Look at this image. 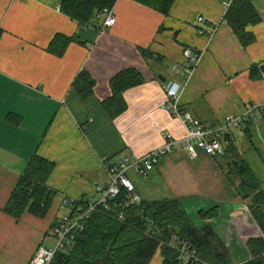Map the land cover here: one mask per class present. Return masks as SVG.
I'll use <instances>...</instances> for the list:
<instances>
[{"label": "crops", "instance_id": "obj_1", "mask_svg": "<svg viewBox=\"0 0 264 264\" xmlns=\"http://www.w3.org/2000/svg\"><path fill=\"white\" fill-rule=\"evenodd\" d=\"M224 1L175 0L165 17L116 0V24L97 34L62 14L61 0H0V264H28L40 245H52V225L68 213L61 196L98 199L96 189L107 184L100 158L143 156L163 145L165 133L185 137L182 123L164 109L170 83L184 86L181 109L206 127L264 104V0H249L257 20L244 28L249 44L226 21ZM56 35L71 39L60 57L48 51ZM187 50L199 61L185 83L179 64ZM127 69L142 82L122 93L125 110L111 118L104 110L110 83ZM82 71L94 81L87 98L73 88ZM231 135V157L198 152L192 160L179 145L146 178L128 179L143 202L177 200L194 227H210L232 262L242 264L251 258L247 241L260 232L251 199L240 197L227 165L234 155L243 160L264 192V109ZM34 155L53 164L46 186L54 197L43 218L28 212L13 218L4 208ZM209 211L213 217L199 218ZM161 261L156 252L149 264Z\"/></svg>", "mask_w": 264, "mask_h": 264}, {"label": "trees", "instance_id": "obj_2", "mask_svg": "<svg viewBox=\"0 0 264 264\" xmlns=\"http://www.w3.org/2000/svg\"><path fill=\"white\" fill-rule=\"evenodd\" d=\"M163 16H168L175 0H134ZM116 0H61L62 14L82 27L97 28L102 21L98 17L103 10H111ZM234 34L249 44L253 38L244 33L248 23H255L256 14L249 0H232L225 15ZM245 38L246 41L242 39ZM71 39L56 35L48 48L54 56L60 57ZM140 74L134 69L119 72L110 83L112 97L104 104V110L111 117L119 116L125 110L122 93L141 84ZM94 81L82 71L76 77L73 88L81 98L92 93ZM234 153L232 143L223 156ZM222 156V157H223ZM235 156V155H234ZM232 156L227 165L230 180L239 182L237 192L244 200L251 199L249 206L252 218L260 236L250 238L246 247L250 260L242 264H264V192L241 159ZM53 170V164L34 155L18 180L16 187L4 208L13 218H20L24 212L43 218L51 206L54 192L48 189L46 181ZM129 203L125 208L124 203ZM201 220L213 217V211L199 212ZM171 235L188 241L198 256L208 264H234L228 248L208 226L196 228L182 210L177 200L138 202L130 200V194L122 190L119 197L109 205L100 207L83 223L73 244L66 251L58 252L50 264H149L159 252L161 264H177L174 251L159 242L166 243Z\"/></svg>", "mask_w": 264, "mask_h": 264}, {"label": "built area", "instance_id": "obj_3", "mask_svg": "<svg viewBox=\"0 0 264 264\" xmlns=\"http://www.w3.org/2000/svg\"><path fill=\"white\" fill-rule=\"evenodd\" d=\"M232 0L224 1L223 7L227 11ZM105 19L97 28L85 27L84 29L94 30L97 34L111 29L116 24V18L112 10H103ZM199 18L198 22H203ZM199 57L191 50L183 54V60L179 64L185 83L190 79L195 71ZM264 83V73L262 74ZM184 86L172 83L164 88L165 103L164 109L174 118L180 121L185 129V137L176 140L170 133L163 135V145L146 153L143 156H125L117 162H110L106 157L99 159L101 169L107 177V184L99 186L96 192L99 194L97 200L84 202L74 200L67 196H61V206L68 210V213L56 219L51 228L53 244L48 246L40 245L28 264H50L58 252L66 251L71 246L76 236L83 231V223L88 220L100 207L108 210L109 205L114 202L122 190L130 194V200L138 202L135 189L128 179L132 174L137 177L146 178L159 165L161 160L170 155L173 149L181 145L183 151L189 159H196L198 152L205 155L214 156L223 154L225 149L233 141L232 131L239 129L248 121V116L254 111L264 109V104L248 106L246 113L242 116H227L222 123L215 127H206L199 120L195 119L190 113L181 109L180 98ZM125 208L129 203H124ZM160 246H166L174 251L177 264H208L202 260L196 249L186 240L171 235L166 243L160 241Z\"/></svg>", "mask_w": 264, "mask_h": 264}, {"label": "water", "instance_id": "obj_4", "mask_svg": "<svg viewBox=\"0 0 264 264\" xmlns=\"http://www.w3.org/2000/svg\"><path fill=\"white\" fill-rule=\"evenodd\" d=\"M260 71L262 72V73H264V65H262L261 67H260ZM158 79H160L161 80V82H165V80L162 78V77H160V76H158ZM171 85V83L168 85V87Z\"/></svg>", "mask_w": 264, "mask_h": 264}, {"label": "rangeland", "instance_id": "obj_5", "mask_svg": "<svg viewBox=\"0 0 264 264\" xmlns=\"http://www.w3.org/2000/svg\"><path fill=\"white\" fill-rule=\"evenodd\" d=\"M66 211V210H65ZM67 212V211H66ZM66 212H64V213H66ZM52 239V238H51ZM52 241H53V239H52ZM46 243L49 245L51 242L50 241H46ZM53 244V243H52Z\"/></svg>", "mask_w": 264, "mask_h": 264}]
</instances>
